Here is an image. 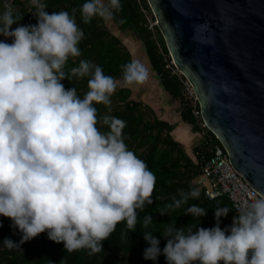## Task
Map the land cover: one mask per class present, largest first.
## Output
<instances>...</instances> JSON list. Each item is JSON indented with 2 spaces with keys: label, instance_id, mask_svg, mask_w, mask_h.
Returning <instances> with one entry per match:
<instances>
[{
  "label": "clouds",
  "instance_id": "9594fccd",
  "mask_svg": "<svg viewBox=\"0 0 264 264\" xmlns=\"http://www.w3.org/2000/svg\"><path fill=\"white\" fill-rule=\"evenodd\" d=\"M31 3L36 23L12 28L21 17L11 0L0 11V35L12 38L0 39V215L10 217L21 232L19 241L6 236L3 244L21 247L46 231L69 252L99 251L118 222L135 229L138 209L153 201L156 176L126 143V120L98 115L96 105L111 104L118 78L86 58L70 69L71 76L65 70L69 57L82 53L84 30L74 12H49L41 0ZM121 8L122 0H84L80 12L87 22L97 15L111 19ZM121 67L125 84L149 77L139 59ZM72 76L89 77L83 96L62 82ZM101 119L109 130H100ZM178 191L162 214L200 195L197 187ZM231 209L216 207V223L210 227L169 223L163 248L158 236L145 231L144 258L156 261L163 253L167 264H264V194L245 200L232 223L221 227L220 218ZM185 212L201 217L207 209L194 203ZM152 221L145 214L143 226Z\"/></svg>",
  "mask_w": 264,
  "mask_h": 264
},
{
  "label": "trees",
  "instance_id": "16d2710c",
  "mask_svg": "<svg viewBox=\"0 0 264 264\" xmlns=\"http://www.w3.org/2000/svg\"><path fill=\"white\" fill-rule=\"evenodd\" d=\"M5 0H0V11L4 9ZM84 0H41L47 6V11L68 10L75 14L77 23L84 30V37L79 42L82 49L81 56H70L65 70L69 72L73 66L78 65L79 60L86 58L103 66L105 73L122 79V65L133 60L130 48L106 25L104 18L93 16L89 21L82 19L80 6ZM15 10L18 13L17 24L36 23V6L31 0H13ZM155 19L147 0H122V8L114 15L115 21L122 28L133 27L138 34L141 48L156 73L162 88L173 98H180L183 89L182 77L172 73L166 65L171 57L164 37L157 24L150 26L149 18ZM0 39L11 37L0 35ZM89 77L72 76L63 79L65 87L75 86L79 95L88 90ZM111 104L98 103V115L105 114L122 117L126 120L123 129L124 138L129 148L147 162L148 167L155 173V189L153 201L146 204L143 209H138L139 219L135 229H128L124 221L117 224L115 231L107 239L102 241L103 248L99 251H91L89 248H79L74 251H67L64 242H56L48 238L47 232H41L32 239L25 241L21 247L8 248L3 244L4 238L11 237L19 241L20 230L12 227L10 217L0 215V264H48L49 260L56 261L66 257L65 264H167L164 254L161 253L156 261L145 259L143 251L148 246L144 238L145 231H152L160 239V246L166 244V237L162 234L169 223L177 227H186L190 224L213 226L216 223L214 215L215 208L228 205L232 208L226 216L220 218L221 227L232 223V217L237 212L232 206L229 198L224 197L220 205L216 206L213 201L207 199L203 188L196 183V178L201 173L200 151H204L206 157L213 154L215 145L222 146L220 140L208 129L212 136L209 142L201 140L194 147L195 160L186 152L183 144L173 136L175 125L161 118L147 103L137 99L130 87L119 86L111 96ZM199 106V103L197 104ZM181 119L190 124L194 131L200 128L192 113L190 106H181ZM101 131L109 130V126L98 122ZM192 187L200 189L198 197H189L179 207L166 209L163 214L160 209L172 202L173 196H179L178 190H190ZM199 204L207 209L206 215L201 217L186 213L191 204ZM145 214H151L152 223L147 227L143 226ZM223 264V261L220 262Z\"/></svg>",
  "mask_w": 264,
  "mask_h": 264
},
{
  "label": "water",
  "instance_id": "95a60500",
  "mask_svg": "<svg viewBox=\"0 0 264 264\" xmlns=\"http://www.w3.org/2000/svg\"><path fill=\"white\" fill-rule=\"evenodd\" d=\"M203 120L264 194V0H147Z\"/></svg>",
  "mask_w": 264,
  "mask_h": 264
},
{
  "label": "built area",
  "instance_id": "2783aa9c",
  "mask_svg": "<svg viewBox=\"0 0 264 264\" xmlns=\"http://www.w3.org/2000/svg\"><path fill=\"white\" fill-rule=\"evenodd\" d=\"M11 2L13 3V0ZM148 18L151 27L156 24L157 21L155 19ZM166 66L172 70V73L182 77L183 89L179 98L181 106H190L192 108L202 139L206 142L211 141L212 136L203 120L200 105L197 106L199 102L191 82L174 65L172 59ZM212 150L213 154L210 157H206L204 151H200L201 173L196 178V183L203 188L207 199L218 206L221 200L227 197L236 211L245 200L255 199L262 194L254 186L250 185L235 169L223 146L215 145Z\"/></svg>",
  "mask_w": 264,
  "mask_h": 264
},
{
  "label": "rangeland",
  "instance_id": "374dc122",
  "mask_svg": "<svg viewBox=\"0 0 264 264\" xmlns=\"http://www.w3.org/2000/svg\"><path fill=\"white\" fill-rule=\"evenodd\" d=\"M104 20H105L106 25L111 29V31L112 30L117 31L119 33L118 35H120L119 37L123 41L126 40L127 43L129 45H131V47H134L137 50V53H135L137 55L133 54V59H135V58L139 59L149 68V77L143 83L125 84V83H123L122 80H119L117 87L122 86V85H127V87H130L131 89H133V92L135 93V95L137 96L138 99L143 98L144 100H147V98L148 99L150 98V99L154 100V104L152 106L150 104L149 105L151 107H153V109L155 110V112L159 116H160L162 110L164 111V114L165 113L168 114L169 112H171L172 114H175L174 116H177V113L181 108L180 100H179V98L171 97V95L167 91H164V90H162L164 93L161 92V94H158V88L157 87H160V85L157 84V81H156L157 75L155 74L154 71H152L151 65H150L148 59L146 58L145 52L141 48L139 36L135 32L133 27L122 28L118 25V23L115 21L114 18L107 19V20L104 19ZM117 28L122 29V31H124L126 33V35L124 36L123 32L118 30ZM128 44H126V45H128ZM164 99L168 100L169 106L168 107L166 106L163 108L162 106H163ZM147 104H148V101H147ZM160 107H162L163 109L162 108L159 109ZM166 108H169V110H167ZM171 119L176 120V117L171 118ZM176 135L178 138L183 140V136L179 135V133H176ZM199 136L202 139V136L200 134H199ZM183 146L185 147L186 152L195 160V152L193 150L194 146L193 145L190 146L189 144H185L184 142H183Z\"/></svg>",
  "mask_w": 264,
  "mask_h": 264
},
{
  "label": "crops",
  "instance_id": "0c3cea01",
  "mask_svg": "<svg viewBox=\"0 0 264 264\" xmlns=\"http://www.w3.org/2000/svg\"><path fill=\"white\" fill-rule=\"evenodd\" d=\"M118 30H120V31H122V29H120V28H117ZM112 32H114L115 34H119L117 31H113L112 30ZM123 32V34H124V36L126 35V33L124 32V31H122ZM118 36H120V35H118ZM131 41V40H130ZM129 41V42H130ZM124 43L125 44H128L127 43V41L126 40H124ZM127 46H129V48H130V50H131V52H132V55L134 54V55H137V54H135V53H137V50L134 48V47H131V45H127ZM147 58V57H146ZM136 59V58H135ZM153 71V70H152ZM156 74V73H155ZM120 80H122V79H120ZM119 81V80H118ZM157 84H159L160 85V82H159V79L157 78ZM122 86H127V85H122ZM158 88V94H161V92H163L162 90H164L163 88H162V86L160 85V87H157ZM165 91V90H164ZM132 92H133V89H132ZM164 93V92H163ZM133 94H134V96L137 98V96L135 95V93L133 92ZM172 97V96H171ZM138 99V98H137ZM140 100H142V101H144L145 103H147V101H148V105L150 104L151 106L154 104V100H152V99H148L147 98V100H144L143 98L142 99H140ZM152 103V104H151ZM168 107L169 106V104H168V100H166V99H164V101H163V108L164 107ZM162 107H160L159 109H161ZM158 108V107H157ZM162 108V109H163ZM167 110H169V108H166ZM175 114H172L171 112H169L168 114H164V111L162 110L161 111V114H160V117H162L163 119H165V120H167V121H169L170 123H173L174 125H175V128H174V130H173V136L177 139V140H179L182 144H183V142L185 143V144H189L190 146H196V145H198L199 143H200V141H201V137L199 136V131H194L193 130V128H192V126L190 125V124H188V123H186L185 121H183L182 119H181V115H180V110L178 111V113H177V116H174ZM176 117V120H172L171 118H175ZM182 124V125H181ZM194 131V132H193ZM176 133H179V135H181V136H183V140H181L180 138H178L177 137V135H176ZM201 135V134H200ZM187 147V146H186ZM194 150V149H193Z\"/></svg>",
  "mask_w": 264,
  "mask_h": 264
}]
</instances>
